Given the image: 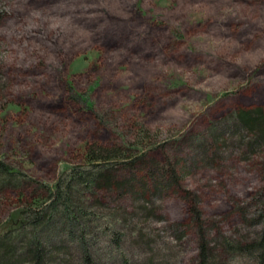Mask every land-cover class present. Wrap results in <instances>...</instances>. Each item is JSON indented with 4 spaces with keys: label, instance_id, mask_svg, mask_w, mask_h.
<instances>
[{
    "label": "rangeland",
    "instance_id": "374dc122",
    "mask_svg": "<svg viewBox=\"0 0 264 264\" xmlns=\"http://www.w3.org/2000/svg\"><path fill=\"white\" fill-rule=\"evenodd\" d=\"M259 108L264 0H0V158L47 185L90 144L165 143L172 159L195 157L211 124ZM223 138L183 185L210 228L247 240L261 228L264 147L250 155ZM16 202L0 196V222ZM157 204L160 228L190 222L177 196ZM185 235L178 264H193L195 233Z\"/></svg>",
    "mask_w": 264,
    "mask_h": 264
},
{
    "label": "trees",
    "instance_id": "16d2710c",
    "mask_svg": "<svg viewBox=\"0 0 264 264\" xmlns=\"http://www.w3.org/2000/svg\"><path fill=\"white\" fill-rule=\"evenodd\" d=\"M71 91L73 100L93 109L89 98ZM224 121L225 128L211 124L208 135L193 138L196 158L172 159L165 143L90 144L52 186L0 158V196L17 200L0 222V264H178L188 229L198 247L193 264H264V189L261 228L239 240L210 228L201 201L183 185L192 163L209 164L224 135L241 141L250 155L264 147L262 109L235 111ZM156 153L163 156L153 158ZM173 195L187 204L190 222L168 232L157 226L165 218L157 202Z\"/></svg>",
    "mask_w": 264,
    "mask_h": 264
}]
</instances>
